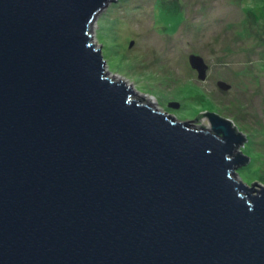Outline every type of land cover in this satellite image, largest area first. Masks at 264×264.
Segmentation results:
<instances>
[{"label":"water","instance_id":"water-1","mask_svg":"<svg viewBox=\"0 0 264 264\" xmlns=\"http://www.w3.org/2000/svg\"><path fill=\"white\" fill-rule=\"evenodd\" d=\"M111 1L0 0V264H264L245 136L108 75L90 30Z\"/></svg>","mask_w":264,"mask_h":264},{"label":"rangeland","instance_id":"rangeland-1","mask_svg":"<svg viewBox=\"0 0 264 264\" xmlns=\"http://www.w3.org/2000/svg\"><path fill=\"white\" fill-rule=\"evenodd\" d=\"M90 33L108 75L166 112L193 119L213 111L234 121L246 138L239 150L250 157L236 173L264 185V0H113ZM192 53L208 64L205 79Z\"/></svg>","mask_w":264,"mask_h":264}]
</instances>
